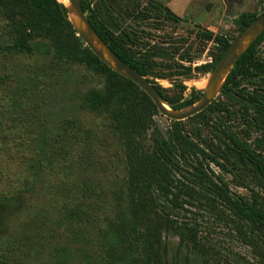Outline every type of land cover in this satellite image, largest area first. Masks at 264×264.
I'll use <instances>...</instances> for the list:
<instances>
[{
  "label": "trees",
  "instance_id": "1",
  "mask_svg": "<svg viewBox=\"0 0 264 264\" xmlns=\"http://www.w3.org/2000/svg\"><path fill=\"white\" fill-rule=\"evenodd\" d=\"M2 1L8 7L22 5L17 12L7 14L8 43L4 49L8 53L34 55L33 39L47 32L54 36L56 48L67 59L83 56L95 62L106 83L103 88L86 92L83 106L109 119L125 161L124 171L117 172L114 161L103 160L106 146L102 135L85 129L79 118L67 119L69 127L62 131L51 129L42 135L40 154L30 166V176L14 185L10 197L35 191L42 173L54 172L52 186L66 195L62 205L67 231L79 234L97 229L98 253L93 257L97 264H192L201 260L208 264V256L217 264L224 255L223 248L205 236L207 219L223 224L253 257L252 261L247 257L243 258L246 261L225 258L227 264H264V202L257 197L235 195L228 180L229 174L244 179L241 172L264 187V153L223 120L221 132H215L207 115L227 110L225 102L214 100L195 116L181 121L171 119L172 126L166 132L158 125L152 127V117L159 110L153 99L145 91V97H140L138 91L142 88L138 84L113 71L86 46L69 18L67 5L59 0ZM80 1L101 39L141 74L153 75L152 62L136 53L131 33L111 27L88 0ZM165 11L172 20L182 19L168 7ZM17 15L22 19L15 18ZM259 15L244 11L235 23L243 30ZM203 35L222 48L214 62L202 66L205 72H211L232 41L212 30H205ZM263 41L264 31L231 68L221 93L236 102L235 97H244L242 104L252 110L250 120L261 127L264 141V59L258 54ZM10 78L8 73H0V83ZM148 79L173 109L192 106L204 94L193 87L186 98L182 94L184 100L175 102L166 88ZM244 80L255 81L256 87L243 92ZM74 168L96 172L97 179L90 176L78 180L73 175ZM184 209L195 216H182ZM171 237L179 239L176 248L170 247ZM18 246L12 235L0 234V264L17 258Z\"/></svg>",
  "mask_w": 264,
  "mask_h": 264
},
{
  "label": "rangeland",
  "instance_id": "2",
  "mask_svg": "<svg viewBox=\"0 0 264 264\" xmlns=\"http://www.w3.org/2000/svg\"><path fill=\"white\" fill-rule=\"evenodd\" d=\"M59 1L71 7L69 18L75 26H80V18L70 0ZM88 2L111 27L131 33L135 38L136 53L144 55L154 66V74L146 77L166 88L175 102L184 100L182 94L186 98L193 87L206 90L213 70L205 72L202 66L214 62L222 53L218 42L205 39L203 32L212 30L227 35L233 42L242 31L235 23L241 12L250 11L257 15L264 12V0ZM21 7V3L8 7L0 0V73L11 76L8 82L0 83V234L12 235L19 244L18 257L9 264H90L87 261L92 260L94 262L91 264H97L93 258L98 253L95 246L97 229L80 231L79 234L67 231L62 205L66 195L62 189L56 191L52 186L54 172L48 170L42 173L35 191L17 198L10 197L14 185L30 176V166L40 154L42 135L51 129L62 131L69 127L67 119L79 118L85 129L100 133L106 146L103 160L114 161L117 172L124 171L125 167L123 150L109 119L83 106L84 94L92 89L103 88L106 83L105 76L95 62L83 56L67 59L56 48L54 36L47 32L33 39L36 44L34 55H13L4 49L8 43L7 14L15 13ZM167 7L182 19L175 21L167 17ZM88 14L89 11H86ZM15 18L22 19V15ZM77 35L80 36L78 31ZM258 54L264 59V41L259 46ZM255 83L244 80L243 92L253 90ZM221 87L214 100L224 101L228 109L207 115L215 132H221L223 120L254 148L264 153L263 131L250 120L253 113L242 104L245 102L244 97H235L237 102L228 99L222 95ZM143 92L140 89L138 95L145 97ZM155 125L166 132L172 126V120L158 110L151 121V126ZM151 131L150 128L149 133ZM239 173L244 179L238 175H228L232 192L247 198L257 197L264 202V187L261 183L251 175ZM73 175L78 180L90 176L96 180L98 174L74 168ZM193 210L196 209L193 207ZM181 214L186 218L195 216L186 209ZM199 215L202 221L203 216ZM207 221L204 225L205 236L223 248L225 255L217 264H227L226 259L241 261L247 257L246 260H253L249 248L223 224ZM178 243V237L169 240L171 248H176ZM207 259L208 264H215L214 261L210 262L209 256ZM192 264H203V261H194Z\"/></svg>",
  "mask_w": 264,
  "mask_h": 264
},
{
  "label": "water",
  "instance_id": "3",
  "mask_svg": "<svg viewBox=\"0 0 264 264\" xmlns=\"http://www.w3.org/2000/svg\"><path fill=\"white\" fill-rule=\"evenodd\" d=\"M70 4L75 13L80 18V26H75L79 35L91 50L109 67L124 75L128 79L138 84L155 102L159 111L172 120H185L189 117L205 110L216 98L219 87L222 86L226 76L230 72L239 57L264 31V12L254 19L245 29H243L236 39L232 42L221 60L212 71L209 84L204 90L201 99L192 106L183 109H173L169 103L163 100L161 94L148 77L141 74L137 69L125 62L114 50L106 44L90 23L86 12L82 8L80 0H70ZM69 13L71 7H69ZM98 41L103 48H100Z\"/></svg>",
  "mask_w": 264,
  "mask_h": 264
},
{
  "label": "bare ground",
  "instance_id": "4",
  "mask_svg": "<svg viewBox=\"0 0 264 264\" xmlns=\"http://www.w3.org/2000/svg\"><path fill=\"white\" fill-rule=\"evenodd\" d=\"M96 44H97L100 48H103L102 45H101L98 41H96Z\"/></svg>",
  "mask_w": 264,
  "mask_h": 264
}]
</instances>
